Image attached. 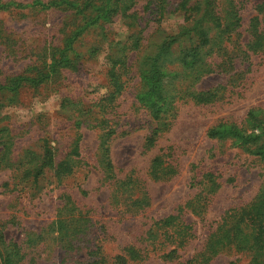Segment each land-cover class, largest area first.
<instances>
[{
	"label": "rangeland",
	"instance_id": "374dc122",
	"mask_svg": "<svg viewBox=\"0 0 264 264\" xmlns=\"http://www.w3.org/2000/svg\"><path fill=\"white\" fill-rule=\"evenodd\" d=\"M0 1L30 5L34 0ZM180 1L168 0L174 4L169 8ZM236 2L240 26L229 42L214 49L213 71L194 79L180 66L178 46H172L168 56L178 58L167 66L163 81L170 97L157 120L137 97L142 57L152 55L167 36H176L184 22L180 11L160 17L158 0H136L138 27H127L116 17L104 25L106 39L100 29L93 34L89 28L74 46L84 54L96 44L93 58L73 70L62 69L52 83L26 88L17 103H2L0 126L7 125L14 136L12 160L29 147L37 151L35 145L45 136L65 150L74 123L81 135L78 173L59 183L48 173L31 190L15 186L17 172L0 167V248L3 242L17 250V264H86L96 258L91 253L96 247L111 264L118 255L131 264H251L252 251L205 252L227 213L250 205L264 191V160L230 134L210 133L222 124L249 133L253 128L246 120L252 109H260L264 118V44L259 48L252 42L255 18L257 35L264 37V12L257 5L264 0ZM19 12H0L9 32L7 44L22 43L18 57L10 54V46L0 45V79L36 75L34 48L46 42L59 45L62 38L63 13ZM130 37L140 38L139 48L127 53L120 93L100 109L111 91L104 58L108 42L118 46ZM63 99L75 104L62 107ZM101 116L106 123L100 125ZM105 136L107 150H102ZM2 151L0 144V161ZM107 156L113 180L104 175ZM129 181L130 191L125 190ZM168 217L176 219L165 232L160 221ZM72 219L76 232L66 248L57 230ZM174 248L167 262L161 254ZM259 262L264 264V258Z\"/></svg>",
	"mask_w": 264,
	"mask_h": 264
},
{
	"label": "trees",
	"instance_id": "16d2710c",
	"mask_svg": "<svg viewBox=\"0 0 264 264\" xmlns=\"http://www.w3.org/2000/svg\"><path fill=\"white\" fill-rule=\"evenodd\" d=\"M136 0H34L30 5H22L14 2H1L0 12L16 10L18 13L23 8L35 9L39 8L42 11L50 13H63L64 20L59 29L62 34L59 45H51V42L44 43L42 46H36L34 53L38 65L32 68L36 75H13L0 79V111L2 103L19 101L21 92L26 88L34 90L52 83L61 75L62 69L73 70L78 64L86 58H93L98 47L96 44L89 47L87 53H81L74 46L76 41L80 39L83 32L89 28H93L92 33L98 28L102 31V39H106L104 25L116 17L125 21L127 27H138L136 13L133 11ZM174 5L168 0H158L156 12L160 17L167 13L180 11L183 13V24L180 26L176 36H167L156 48L152 55H144L142 57L141 66L139 68V76L141 78V89L137 97L139 101L148 107V113L151 119L157 120L160 113L168 104L166 99L170 97L167 90V84L163 81L166 76L167 66L171 64L174 57L168 56L172 46L177 45L181 55V68H185L187 74L194 79L213 71L212 54L217 45H221L225 40L230 41V38L240 26V13L236 0H181L175 4V8H169ZM260 7V12H264V2L257 4ZM21 14V13H20ZM257 18L253 20L252 42L254 46L261 48L263 46V38L257 35ZM9 32L4 27L0 19V45L10 46V54L18 57L20 51L19 39L7 44L10 41ZM100 35V34H99ZM140 38L130 37L123 44H113V40L108 42L107 54L104 57L109 67L108 78L110 82V93L108 99L101 100L104 104L100 109L107 108L115 94H119L123 86L121 81L122 73L126 64L127 53L131 50L138 49ZM216 43V45H215ZM215 45V46H214ZM186 53L188 59L185 58ZM184 72V71H183ZM73 102H68L67 99L62 100V107L74 105ZM260 109H252L247 118L248 125L251 123L253 130L249 133L245 132L235 124L220 125L210 133L214 135H227L234 138L236 142L245 145L251 154L259 156L264 160V125L263 113ZM83 113V112H81ZM89 113V112H88ZM4 117V116H3ZM1 121V120H0ZM100 125L106 120L101 116ZM73 133L70 135L69 142L65 150L60 149V144L51 136H45L40 139V145H35L37 151L31 147L26 149L22 156L12 160L11 150L13 147V138L7 125L0 126V144L2 145V160L0 161L3 168L11 169L19 176L15 186L27 185L28 189L35 188L38 185V180L49 174L54 181L58 182L67 178V176L78 173V156H79V141L80 133L77 130L76 123ZM258 129V130H257ZM156 130V129H155ZM3 132L6 134L3 135ZM111 130H108L110 133ZM155 132V131H154ZM104 133V134H105ZM226 133V134H225ZM154 134V133H153ZM151 134V138L153 137ZM103 135V134H102ZM106 136L102 137V150H107L105 147ZM104 144V145H103ZM62 155V156H61ZM60 157L58 160L57 158ZM3 163V164H1ZM104 164V175L106 180H113L112 165L107 159ZM132 182L125 183V190H131L129 185ZM223 221L224 226L218 228L214 232V242L206 246L208 254H218L224 250L228 251H252L255 253L251 264H256L264 258V191L250 204L245 207L230 210ZM176 217H168L160 221L166 228L171 227L169 222H173ZM230 219V220H229ZM229 220L228 224L225 221ZM76 220L67 221L57 230L58 238L66 242L65 247L69 248V241L76 232ZM169 226V227H167ZM226 226V227H225ZM225 227V228H224ZM182 228V227H181ZM171 230V228H169ZM175 230H178L176 227ZM182 230V229H181ZM179 232V231H178ZM4 247L0 248V264H17L19 252L10 248L2 242ZM176 249L169 250L161 254L167 262H171ZM96 257L91 259L86 264H111L101 254L100 247H96L91 251ZM134 253V252H133ZM102 256V257H100ZM131 258H133L131 256ZM112 264H131L129 258L126 259L123 255H118L114 258ZM187 264H192L188 262ZM260 264V262L258 263Z\"/></svg>",
	"mask_w": 264,
	"mask_h": 264
}]
</instances>
